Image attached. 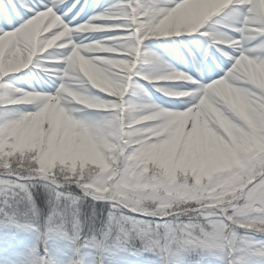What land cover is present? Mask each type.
Listing matches in <instances>:
<instances>
[{
	"label": "clouds",
	"instance_id": "9594fccd",
	"mask_svg": "<svg viewBox=\"0 0 264 264\" xmlns=\"http://www.w3.org/2000/svg\"><path fill=\"white\" fill-rule=\"evenodd\" d=\"M142 2L143 8L131 12L127 7L109 8L104 17L139 29L138 37L151 31L153 35L142 39L140 48L149 38L200 33L226 57L222 49L233 50L238 41L224 25L238 29L256 23L243 6L229 14L231 19L221 17L222 23H209L210 16L204 23L168 28L173 10L166 0ZM44 16L52 18L50 12H42L31 23ZM165 31L167 36L162 35ZM104 32L110 28L95 22L93 16L75 27L59 22L38 44L20 45L27 48V55L9 70H36L31 77L18 86L0 84V109H6L0 118L4 205L0 211L5 213L0 225L10 219L19 225L18 231L30 235L24 264H113L112 257L119 252L151 253L158 264H175L178 252H198L218 264H248L256 253H264V84L245 70L253 61L241 54L221 78L199 89L191 100V91L166 86L161 92L157 86L185 81L193 86L195 80L158 53L141 50L139 56L129 55L137 47L134 39H89L90 34ZM58 35L63 38L56 40ZM117 48L120 58H110ZM256 63L264 66V62ZM202 71L198 64L197 74ZM141 81L170 98H187L183 102L190 106L179 111L159 106ZM130 87L141 91L137 104L125 99ZM92 90L115 99L100 101ZM46 105H54L72 134L93 146V156L50 160L43 148L13 147L15 141L8 135L11 124L29 120ZM98 108L105 109V114L82 115ZM189 111H198L216 138L221 149L218 162L173 174L159 163L144 160L142 151L163 142L174 128L172 121ZM191 126L189 121L186 128ZM41 194L44 208L36 203ZM156 217L169 219L155 223L152 218ZM58 244L66 250L63 259L54 256Z\"/></svg>",
	"mask_w": 264,
	"mask_h": 264
},
{
	"label": "rangeland",
	"instance_id": "374dc122",
	"mask_svg": "<svg viewBox=\"0 0 264 264\" xmlns=\"http://www.w3.org/2000/svg\"><path fill=\"white\" fill-rule=\"evenodd\" d=\"M115 2H123V0H113ZM221 17H218L215 22H221ZM57 23V22H56ZM120 35H125L124 32H119ZM39 41V40H38ZM195 41V36L191 35H182L180 37H169L167 39H154V40H145L141 44V50L145 52H155L158 54H171L175 57L183 56L182 53L185 52V60L190 62V64L196 63L190 53L188 46L193 44ZM7 45V44H6ZM213 48V47H212ZM10 46H3L0 48V64L4 62V59L9 52ZM215 52L216 49L213 48ZM219 53V52H217ZM220 54V53H219ZM225 58V57H224ZM226 59V58H225ZM32 71L25 69L21 73L9 74L7 81L14 86H18L22 80L26 77H31ZM9 73V72H8ZM8 73L6 75H8ZM3 75L0 74V77ZM2 79V78H1ZM218 77L212 76L211 79H208V82L211 80H216ZM256 82L260 84L259 77L254 75ZM31 82V81H29ZM144 89L148 92L151 99H158L168 104L169 109L177 110L179 105H183V101H178L177 99L170 98L168 96L162 95L161 93L155 91V88L147 82H139ZM180 84V82H177ZM158 86H170L171 84L166 82H161ZM92 95L98 97L100 101H112L115 98L107 97L105 94L100 93L98 90H92ZM125 99L130 103L137 104L139 99L137 96L133 95V88L130 87L128 92L125 94ZM186 104V103H185ZM188 105V104H187ZM103 108H98L97 110H85L82 115L89 118H97L98 115L105 114ZM199 119H201V124L192 122L193 112H189L186 120L182 121L181 125V138L178 139L177 143L167 144V138L161 142L158 146L160 151L149 154V150L146 149L142 151L141 157L146 161H151L159 163L161 166L166 167L171 173L175 174L183 170H192L195 168H203L209 165H214L218 162L221 149L218 143L212 142L207 135L203 133L202 125L206 123L200 118L199 112L197 113ZM175 121V120H174ZM174 124V129L176 130V124ZM191 121V128L187 129ZM15 122L11 124L8 129V135L11 136L17 144L26 143L30 144L32 149H41L43 148V155L50 159L54 160V155L61 153L64 157L69 155H94L93 146L85 140H76V139H65V140H55L56 137H59V132L55 135H49V130L44 131L43 138L37 136V131L34 129L26 130L25 128H15ZM167 131V129L165 130ZM176 134H179L177 131ZM177 136V135H176ZM178 138V137H177ZM23 145L21 150L26 149L27 145ZM99 205V204H97ZM0 207H4L2 198H0ZM155 223H159V220H153ZM20 239V240H19ZM255 239H260V237H255ZM11 240H18L19 244H11ZM31 243V237L27 232L18 231L14 227H8L5 225H0V264H24V259L26 257L27 246ZM65 248L63 245H55L53 249L54 256L58 259H63L65 256ZM43 255V253H40ZM175 264H218L217 261L211 260L210 258L203 257L198 252H178L175 257ZM259 257L249 258V261H258ZM113 264H158L157 257L151 253H142L136 255H130L127 252H119L113 255L112 257Z\"/></svg>",
	"mask_w": 264,
	"mask_h": 264
},
{
	"label": "snow or ice",
	"instance_id": "6c2138e0",
	"mask_svg": "<svg viewBox=\"0 0 264 264\" xmlns=\"http://www.w3.org/2000/svg\"><path fill=\"white\" fill-rule=\"evenodd\" d=\"M151 2L155 3L156 0H151ZM166 2L168 6L173 10V20L166 27L177 29L181 26L187 27L188 25L204 23V21H207L210 16L214 18L221 13H223L222 17L231 19L232 16L229 15L230 13L234 15L235 11H237L239 7L246 6L248 12L251 14V19L256 21V23L252 25L242 24L238 29L234 28L232 24L224 25L230 31L240 34V38L236 39L238 43L235 46V49H233L236 55L228 54L225 58L231 62V65L234 62H238L237 58L241 54H243L244 56H248L253 62H264V57L256 55L258 51L264 49V24L261 23L264 22V8L258 5L255 0H227V2L217 3L213 5L202 3L189 4L186 2V0H166ZM77 3H79V0H76V3L72 4L69 7L67 5V0H0V25H2L0 26V37L14 35L15 40L12 45L13 49L17 47L20 48V45H28L29 43H32L28 25L38 13L50 12L54 23L62 22L68 26V24L65 23L64 20L66 17H68L69 13L72 12L73 8L76 7ZM117 7H127L131 12L135 11L136 9L143 8L144 3L142 2V0H123V2L110 5L109 7L105 8L103 12L93 15V17H95V22L109 27L110 31L126 33L125 35L114 36L115 39L121 41L127 39L136 40L137 47L130 49L128 54L139 56L141 54V40L153 35V33L150 31L146 34L145 37H138L139 29L133 30L132 27H126L120 20H109L104 18L107 16V9ZM81 11H83V8H81ZM77 15H79V13H77ZM72 19L75 20V16L72 17ZM131 20L133 23L136 22L135 17H131ZM68 23H71V21H69ZM252 29H255L256 31L251 35H244L246 31H251ZM191 30L195 32V27H193ZM162 35L167 36V31H165ZM257 38H260V43L255 47L248 48L244 46L247 42L253 41ZM21 50L25 53V55H27L26 47ZM117 54L122 55L119 48L116 49L115 53H109V56L110 58H120V56H118ZM144 55H147V53H144ZM13 73L16 72L10 71L8 75L0 79V84L7 86L9 84V82L7 81V77L9 76V74ZM157 87L161 92H163L166 88V86ZM204 87V85L196 84L192 86L191 90L186 91H191V100H195L197 91ZM133 95L139 96L141 95V91L137 89L133 92ZM120 103L125 107L128 106L125 101H120ZM101 107H103V104H101ZM5 112L6 109H0V118L3 117V114ZM0 216H5V213L3 211H0ZM152 219L159 220V223H167V220L169 218L156 217ZM5 226L14 228L19 227V225H16L10 219H8V222ZM255 257H259L260 259L258 261H248V264H261V261L264 260V253H256Z\"/></svg>",
	"mask_w": 264,
	"mask_h": 264
},
{
	"label": "bare ground",
	"instance_id": "6f19581e",
	"mask_svg": "<svg viewBox=\"0 0 264 264\" xmlns=\"http://www.w3.org/2000/svg\"><path fill=\"white\" fill-rule=\"evenodd\" d=\"M187 3H202L207 4L206 0H186ZM255 2L260 5L262 8H264V0H255ZM76 3V0H67V5L70 7L72 4ZM121 2H115L113 0H79V3L76 4V7L73 8L72 12L69 13L68 17L65 18L64 22L68 24L69 27H75L79 24H83L88 21V19L96 14H99L104 11L105 8L109 7L110 5L117 4ZM81 8H83V11H81ZM79 13V15H77ZM75 16V20L72 19V17ZM219 16H223V13L219 14L218 16L214 17L212 21H209V23H213L218 20ZM47 21V24H46ZM71 21V23H68ZM2 26V25H0ZM57 27H59V23H54L53 19H49L48 16H44L40 19L35 20L30 24L28 27L29 33H30V39L33 45H36L39 43L38 40H40V37L47 34L50 31H54ZM207 27V25H205ZM203 31V29H201ZM230 34L235 39L240 38V34L237 32H230ZM120 35L119 32L110 31V32H104V33H93L89 35V39H96V40H104L108 36H116ZM188 35V34H185ZM191 36H195V41L193 44L189 45V53H191V57L196 60L195 65L190 64V62L185 61L187 58H185V52L182 53L183 56L181 57H175L171 54H161L165 59L168 60V62L178 71L186 73L191 79L195 80L197 84H201L204 86H207L208 79H211L212 76H216L218 78H221L231 67V62L224 58V56H221L219 53L215 52L213 48L210 46L209 50L206 49V43L208 42L210 44V41L200 35V33H194ZM63 38L62 36L55 37L56 40ZM169 37H160V38H149L147 40H154V39H167ZM80 38L76 39V42H79ZM15 40L14 35H9L7 37H0V48H2L4 45L7 46L9 44L10 49L7 53L6 58L4 59V62L0 64V69H3V71H0V74L3 76L0 77L3 78L6 76L8 72H10V67L19 64L22 59L25 56V53L20 48L13 49L12 45ZM55 40L52 41L54 43ZM260 43V38H257L253 41L247 42L244 46L251 48L255 47ZM7 44V45H6ZM223 51H226L229 55H236V53L231 49L225 46ZM257 56L264 57V49L258 51L256 53ZM213 60H215V63H213ZM201 65L203 68V71L200 74H197L196 72V66ZM219 65V67H218ZM246 72L249 74L250 77L254 79V75H257L259 77L260 84H264V66L256 63L251 62L247 63ZM255 80V79H254ZM256 81V80H255ZM258 83V82H257ZM259 84V83H258ZM173 87H175V90L180 91H186L191 90L192 85L188 84V82H180L179 83H171ZM44 91H48V89H42ZM187 98H180L177 99L178 101H184ZM154 103L158 104L159 106L169 109L168 104L164 103L161 100L158 99H151ZM187 106H190L189 104H185L183 102V105H179L177 109L184 110ZM193 112V119L192 122L197 123V125L201 124V119L198 118L197 113L198 111H189ZM185 113L179 117H177L174 121L176 124L177 129L174 128L172 131L168 134V140H166L167 144H176L178 139L181 138V125L182 121L188 119L187 115L188 113ZM15 128H25L26 130L34 129L37 131V136L40 138H43V133L46 130H49V135H55L57 132H59V137H56L55 140H65V139H76L77 141L80 140L78 137L72 134L70 131V125L66 121V119L63 117L62 113L53 105V106H44L35 116L31 117L27 121H16ZM47 126V127H45ZM203 133L207 135V137L212 141L217 143L216 138L212 135L210 130L205 127V125H202ZM166 130V129H165ZM57 131V132H56ZM177 131H179V134H176ZM177 135V136H176ZM178 137V138H177ZM149 154L159 152V146H153L151 148H148Z\"/></svg>",
	"mask_w": 264,
	"mask_h": 264
},
{
	"label": "trees",
	"instance_id": "16d2710c",
	"mask_svg": "<svg viewBox=\"0 0 264 264\" xmlns=\"http://www.w3.org/2000/svg\"><path fill=\"white\" fill-rule=\"evenodd\" d=\"M26 143H20V144H17L16 143V141H15V143H14V145H13V147L14 148H16L17 150H21V148L23 147V145H25ZM27 146H26V149H32L31 148V146H30V144H26ZM62 157H64L61 153H58V154H55L54 155V160L55 159H59V158H62ZM36 203H37V205L39 206V207H41V208H44V197H43V195L41 194V195H39V196H37V198H36ZM100 208H101V206L100 205H97L96 206V210H97V214L99 215V213H100ZM20 240V239H19ZM19 241L18 240H11V244H15V245H18L19 243H18ZM18 243V244H17Z\"/></svg>",
	"mask_w": 264,
	"mask_h": 264
}]
</instances>
